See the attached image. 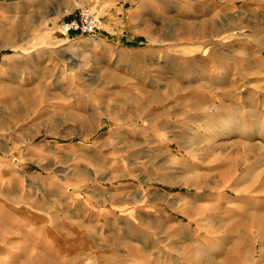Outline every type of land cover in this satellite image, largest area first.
<instances>
[{
	"label": "rangeland",
	"instance_id": "rangeland-1",
	"mask_svg": "<svg viewBox=\"0 0 264 264\" xmlns=\"http://www.w3.org/2000/svg\"><path fill=\"white\" fill-rule=\"evenodd\" d=\"M78 2L0 0V264H264V0Z\"/></svg>",
	"mask_w": 264,
	"mask_h": 264
},
{
	"label": "crops",
	"instance_id": "crops-1",
	"mask_svg": "<svg viewBox=\"0 0 264 264\" xmlns=\"http://www.w3.org/2000/svg\"><path fill=\"white\" fill-rule=\"evenodd\" d=\"M88 2L93 3V5L95 6H100L103 7V13L104 15H109V10L112 6V0H79L78 3L80 4H88ZM79 4V6H80ZM77 9V7L66 13V14H62V13H56V16H52L51 18L53 20H59V19H65L71 16V14ZM50 18V19H51ZM98 29H108V28H113V20L109 19H103L100 20L98 18ZM66 191L68 192L65 196H64V205H63V209H64V213L66 214H70L71 217H61L59 220L57 219H53L51 216H48L47 211H43L38 209L35 205H30V208L27 209L26 207L21 210V214L15 217H11V221H13L14 223H22L20 225L21 229H25V228H29L31 227V229L33 230H39V229H49V228H58L59 226L61 228H64V226L66 225L69 229L71 230H79L80 225H79V220H85V218L88 217V215L92 214L95 216V208L94 205L97 204V200L95 198V196L93 195V197H85L84 195H86V187L84 186V183L81 181L79 183L74 182V183H70L69 185H67L66 187ZM103 191V190H102ZM109 193L111 194V192L109 191ZM88 196V195H87ZM111 196H109V199L111 200ZM55 218V217H54ZM17 221V222H15ZM59 222V224H56V222ZM13 222H9V220L7 218H5L4 220H2V225H4L7 229V226L9 223H13ZM52 223H55L52 225ZM62 223V224H61ZM1 225V226H2ZM15 225V224H13ZM12 226V225H11ZM7 233H0V236H6Z\"/></svg>",
	"mask_w": 264,
	"mask_h": 264
},
{
	"label": "built area",
	"instance_id": "built-area-1",
	"mask_svg": "<svg viewBox=\"0 0 264 264\" xmlns=\"http://www.w3.org/2000/svg\"><path fill=\"white\" fill-rule=\"evenodd\" d=\"M98 15L91 5L78 7L70 17L62 19L58 28L62 34L94 35L97 31Z\"/></svg>",
	"mask_w": 264,
	"mask_h": 264
},
{
	"label": "bare ground",
	"instance_id": "bare-ground-1",
	"mask_svg": "<svg viewBox=\"0 0 264 264\" xmlns=\"http://www.w3.org/2000/svg\"><path fill=\"white\" fill-rule=\"evenodd\" d=\"M250 148V147H249ZM260 235V234H259Z\"/></svg>",
	"mask_w": 264,
	"mask_h": 264
}]
</instances>
